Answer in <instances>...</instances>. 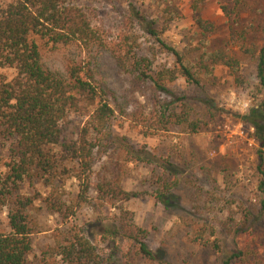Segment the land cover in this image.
Returning a JSON list of instances; mask_svg holds the SVG:
<instances>
[{
	"label": "rangeland",
	"instance_id": "374dc122",
	"mask_svg": "<svg viewBox=\"0 0 264 264\" xmlns=\"http://www.w3.org/2000/svg\"><path fill=\"white\" fill-rule=\"evenodd\" d=\"M10 1L1 0L3 4ZM68 1L81 7L91 23L105 31L109 40H118L122 33L135 34L140 44L137 55L152 61L151 70L174 64V56L147 32L132 9L149 19L157 18L160 29H163L166 25L163 21L164 8L169 4L181 17L167 24L163 38L168 44L176 47L192 63L207 48L231 49L241 60V68L236 74L228 67L218 65L212 75L202 74L201 87L188 83L182 77L170 84V89L191 103L201 126L195 133L184 132L179 126L157 130L155 122L160 116L159 111L168 102L178 109L180 101L157 89L152 80L141 76L132 64L120 63L108 48H84L78 44L54 46L33 36L47 69L65 74L71 64L84 65L92 75L94 85L105 91L115 110L110 129L112 135L96 153L92 182L97 184L103 178L119 179L124 190L140 195L128 201L104 203L92 190L88 203L78 207L66 221L61 214L51 212L41 199H37L33 251L28 264H41L43 250L55 244L54 232L70 223L84 228L85 234L101 252L103 264H222V255L212 243L218 240L229 252L244 248L248 233H235L242 221V208L239 206L243 201L250 202L257 213L263 198L259 189L262 176L258 165L260 151L264 152V147L255 136L254 128L245 123L239 114L246 113L262 101L264 91H261L257 78V60L249 57L239 45L241 42L231 35L230 21L221 9L229 0H203L199 3L202 16L216 26L213 33L205 36L194 20L195 0ZM244 19L254 20L256 25L263 26L264 0H247ZM252 37L260 48L264 47L262 31L252 34ZM16 74L15 68L0 65V84L12 80ZM204 100L210 101L208 104L214 109H210ZM84 120V115L71 112L65 135L74 137ZM11 143V140L0 138V172L6 170ZM128 144L151 161L129 162L122 148ZM167 160L183 167L186 173L205 179L206 188L214 186L209 199L214 206L206 204L204 213L194 212L196 203L193 196L183 187L174 189L168 203L157 201L153 196L157 187L153 180L165 172L163 164ZM62 189L69 201L76 198L80 191L78 179L70 178ZM50 190L42 182L26 181L20 192L27 196L39 194L46 197ZM127 213L133 217L135 224L148 229L147 243L153 251L167 250L166 256L162 257L164 263L146 259L139 253V246L123 235L121 221ZM207 218L209 225L205 222ZM224 222L232 227L231 231L223 227ZM0 226L5 231L10 230L7 208L0 213ZM210 226L217 228L215 236H211ZM204 229L209 245L197 241V234ZM254 230L256 258L264 264V218ZM234 264L242 263L238 261Z\"/></svg>",
	"mask_w": 264,
	"mask_h": 264
},
{
	"label": "trees",
	"instance_id": "16d2710c",
	"mask_svg": "<svg viewBox=\"0 0 264 264\" xmlns=\"http://www.w3.org/2000/svg\"><path fill=\"white\" fill-rule=\"evenodd\" d=\"M201 1L203 0H195L193 12L195 23L205 36L213 33L216 26L202 16L199 5ZM246 5L247 0H229L221 9L230 21L233 38L241 42L239 45L249 57L257 60V78L263 92L264 47L260 48L254 42L252 34L259 31L264 34V25L258 26L254 20L244 19ZM132 12L165 51L174 56V64L151 70L152 61L137 55L140 44L135 34L122 33L118 40H109L105 31L94 26L81 7L68 0H12L6 4L0 0V65L15 68L17 71L12 80L0 84V138L12 141L9 160L5 164L6 170L0 172V213L7 208L10 227L9 231H5L0 226V264H28L33 251L36 227L34 210L37 199H41L51 212L61 214L66 221L76 213L78 207L88 203L92 190L98 193L97 198L104 203L114 200L128 201L140 195L138 192L124 190L119 179L103 178L97 184L92 182L96 153L106 145L112 135L110 129L115 110L105 91L94 85L93 77L84 65L71 64L65 74L47 69L40 47L33 36L47 40L54 46L78 44L84 48H108L120 63L132 64L134 70L152 80L157 89L174 97L175 101H180L178 109L168 102L159 111L160 116L155 122L157 130L179 126L184 132L195 133L201 126L191 103L169 88L180 77L196 87H201L202 74L212 75L218 65H224L232 73L238 74L241 60L231 49L207 48L192 63L176 47L164 40L167 24L181 17L174 6L169 4L164 8L163 21L166 25L163 29H160L157 18L149 19L135 8ZM237 81L240 82V79L237 78ZM204 102L208 104L210 101ZM209 108L214 109L211 105ZM73 111L84 115L85 120L74 137H67L66 123ZM239 116L254 128L255 136L264 147V96L262 101ZM128 145L122 148L129 162L151 161L147 156L139 154L137 148ZM259 157L262 207L255 213L256 207L250 202L243 201V206H239L242 208V221L238 223L235 233H248L244 248L229 252L218 240L212 243L214 249L222 255V264H234L238 261L242 264H260L253 244L254 229L264 218L263 150ZM163 167L165 172L153 180L157 185L153 193L157 201L168 203L174 189L183 187L193 196L196 203L194 212L202 213L206 204L214 206L209 199L215 187L206 188L205 179L201 180L193 173H186L183 167L175 166L170 160ZM70 178L78 179L80 191L76 198L69 201L62 188ZM26 181L42 182L50 187L48 196L22 195L20 190ZM205 222L209 225L208 218ZM227 223H222L223 227L231 231L232 227L227 226ZM210 227L211 236H215L217 228ZM121 229L126 238L139 246V253L146 259L165 262L163 258L167 250L153 251L147 243L148 229L135 224L128 213L121 221ZM204 233L206 229L197 234V241L209 245V238L205 240ZM53 235L55 244L43 250L41 264L104 263L101 252L85 234L82 226L70 223L56 230Z\"/></svg>",
	"mask_w": 264,
	"mask_h": 264
}]
</instances>
